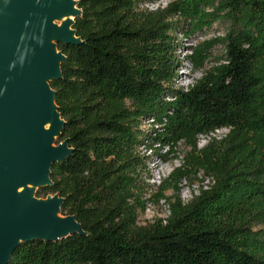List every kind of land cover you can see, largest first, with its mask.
Listing matches in <instances>:
<instances>
[{
  "label": "trees",
  "instance_id": "16d2710c",
  "mask_svg": "<svg viewBox=\"0 0 264 264\" xmlns=\"http://www.w3.org/2000/svg\"><path fill=\"white\" fill-rule=\"evenodd\" d=\"M78 1L81 41L58 43L66 60L50 82L64 120L56 144L72 151L36 196L62 197L83 233L22 242L7 264H264V0H175L152 13L142 9L159 0ZM217 21L229 22L226 34L187 58L204 68L217 43L222 57L177 86L178 50ZM221 128L231 129L224 141L198 148ZM183 141L192 148L159 192L173 187L171 216L140 225L154 161L140 148L160 145L166 161ZM198 169L215 184L184 203L178 183Z\"/></svg>",
  "mask_w": 264,
  "mask_h": 264
},
{
  "label": "water",
  "instance_id": "95a60500",
  "mask_svg": "<svg viewBox=\"0 0 264 264\" xmlns=\"http://www.w3.org/2000/svg\"><path fill=\"white\" fill-rule=\"evenodd\" d=\"M78 2L0 0V264L22 242L83 233L75 215L62 214V197L36 196L72 151L67 140L56 144L64 120L50 82L66 60L58 43L81 41L72 28Z\"/></svg>",
  "mask_w": 264,
  "mask_h": 264
},
{
  "label": "rangeland",
  "instance_id": "374dc122",
  "mask_svg": "<svg viewBox=\"0 0 264 264\" xmlns=\"http://www.w3.org/2000/svg\"><path fill=\"white\" fill-rule=\"evenodd\" d=\"M174 1L175 0H159L153 5L145 6V8L142 10L148 13L163 11L167 9ZM64 21H59L58 24L62 25ZM228 26V21H217L214 24L212 30L199 33L193 39L186 40L185 43L188 47L183 50H178V57L181 59L182 65L178 67L179 78L176 81L177 86H182L184 88L192 86L198 79L203 76L204 69H208L218 63L217 59L221 58V55L224 53V46L222 43H217L216 45H214L211 50V57L207 61L204 68L196 69L187 57H192L194 55L195 48L205 40H210L217 36H224L227 32ZM152 125V120L147 122L146 124L147 127H151ZM162 129H164V127L161 128V130ZM191 148L192 147L190 145L183 141V143L178 148V152L180 154V157H178L179 161H176V158L173 157L172 153L166 161L156 159L155 154L152 156L154 161L149 164L152 172V177L150 179L149 177L145 178L146 182L149 184V190L146 196V198H148V201L146 203L145 209L140 213V225H151L159 220H162L165 223L167 222L168 217H170L169 210L171 211V205L168 199H170L174 194V189L173 187H170L164 191L163 195L159 196L160 186L162 185L164 180L169 178L177 168H180L181 165H183V160H186V156ZM161 154L164 155V152H162ZM168 154L169 153H167V155ZM199 174L214 177L212 174L207 173L204 169H198L190 178L183 177L178 184L181 188L180 197L184 203H188L189 200H191L194 191L200 186L198 178ZM159 175L161 177V184H157V182H155L156 180H158L156 178H158ZM259 229H264V222L258 226H255V230Z\"/></svg>",
  "mask_w": 264,
  "mask_h": 264
},
{
  "label": "bare ground",
  "instance_id": "6f19581e",
  "mask_svg": "<svg viewBox=\"0 0 264 264\" xmlns=\"http://www.w3.org/2000/svg\"><path fill=\"white\" fill-rule=\"evenodd\" d=\"M230 132H231L230 128H221V129H217V130H215L213 132H210V133H208L206 135H200V136H198V148L200 150L201 149H205V147H207L211 143L220 142L222 140L224 141L228 137ZM160 147H161L160 145L156 146L155 148H151V149L146 148V147H141L139 152H140L141 155H147L148 157H150V156L152 157L156 153V151H159V150L162 149ZM167 151H168V148H163L161 153L164 152V154H166ZM178 159H176V161H179ZM156 179H158V180H156L155 182H157V184H161L160 175ZM199 182H200V186L194 191V194H193L191 200L194 197L200 196L202 191L210 190L211 187L215 184V182H214V180L212 178L207 177V176H205L203 174H199ZM191 200H189V201H191ZM169 215L171 216V211L170 210H169Z\"/></svg>",
  "mask_w": 264,
  "mask_h": 264
},
{
  "label": "built area",
  "instance_id": "2783aa9c",
  "mask_svg": "<svg viewBox=\"0 0 264 264\" xmlns=\"http://www.w3.org/2000/svg\"><path fill=\"white\" fill-rule=\"evenodd\" d=\"M168 152H171V143L168 144Z\"/></svg>",
  "mask_w": 264,
  "mask_h": 264
}]
</instances>
